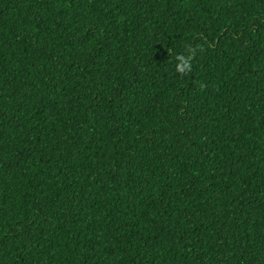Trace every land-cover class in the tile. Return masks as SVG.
I'll list each match as a JSON object with an SVG mask.
<instances>
[{
  "label": "trees",
  "instance_id": "1",
  "mask_svg": "<svg viewBox=\"0 0 264 264\" xmlns=\"http://www.w3.org/2000/svg\"><path fill=\"white\" fill-rule=\"evenodd\" d=\"M0 264H264V0H0Z\"/></svg>",
  "mask_w": 264,
  "mask_h": 264
},
{
  "label": "clouds",
  "instance_id": "2",
  "mask_svg": "<svg viewBox=\"0 0 264 264\" xmlns=\"http://www.w3.org/2000/svg\"><path fill=\"white\" fill-rule=\"evenodd\" d=\"M176 60L178 62L176 65V70L178 72L190 70V65L187 63V59L185 57L177 55Z\"/></svg>",
  "mask_w": 264,
  "mask_h": 264
}]
</instances>
